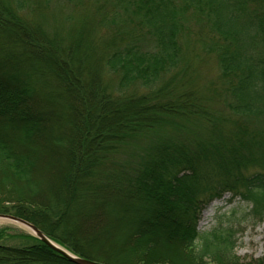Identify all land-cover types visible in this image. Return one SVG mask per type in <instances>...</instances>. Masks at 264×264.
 <instances>
[{
  "label": "trees",
  "instance_id": "trees-1",
  "mask_svg": "<svg viewBox=\"0 0 264 264\" xmlns=\"http://www.w3.org/2000/svg\"><path fill=\"white\" fill-rule=\"evenodd\" d=\"M63 3L83 6L81 0H0V31L20 32L24 48L42 55L50 51L56 62L52 86L70 99L66 111L75 122L70 192L96 190L86 182L93 171L99 188L113 185L120 194H138L137 204L148 213L132 227L147 230L133 234L130 256L117 257L84 243L67 227L66 194L58 203L44 192L33 151L6 132L12 120L30 143L53 116L33 110L46 100L28 77L19 83L0 80V213L24 218L73 253L106 264H255L241 261L236 248L243 223L264 221V0H92L94 22L106 27L99 32L107 40L99 46L106 47L100 77L92 62L76 58L74 34L81 22L64 38L58 29L65 24L45 28L37 19L41 5L58 9ZM189 32L216 54L221 87L209 82L206 91L224 102L236 119L233 129L221 128L216 116L203 118L207 113L197 92L183 86L194 73L185 49ZM197 115L204 120L202 129L193 136L172 135V125L196 124ZM111 117L112 128L105 127ZM43 130L51 149L72 147L68 131ZM134 134L144 136L142 143L117 153ZM115 160L119 168H111ZM255 164L258 169L251 171ZM84 178L86 183L72 187ZM226 193L232 194L229 202L239 196L248 207L218 212L209 229H200L204 203ZM21 236L33 242L0 243V264H77L35 236ZM164 243L176 246L180 257L157 259ZM253 261L264 264V256Z\"/></svg>",
  "mask_w": 264,
  "mask_h": 264
},
{
  "label": "rangeland",
  "instance_id": "rangeland-1",
  "mask_svg": "<svg viewBox=\"0 0 264 264\" xmlns=\"http://www.w3.org/2000/svg\"><path fill=\"white\" fill-rule=\"evenodd\" d=\"M91 2L92 0H81L83 6L79 7L69 6V4L63 3V7H58V9L54 6L47 7L46 5H41L37 19L45 28H49V26L52 28L56 26L60 27L65 24L63 29H58L64 38H68L69 35L71 36L70 28L77 26L81 22L80 28H77V32L74 34L76 37H79L77 42L78 46H75L76 58H83L87 62H92L91 68L94 69L95 76L100 77V56L103 58V50L106 47L99 46H102V43L105 44L107 40L102 39L99 36V32L104 34L103 29L106 30V27L98 28V20L96 23L94 22L98 17L93 13ZM187 35V37L185 36V49L187 56H189L187 62L191 63V72L194 66V73H190L187 76L189 79L186 85L183 86L186 89L191 88L197 92L195 93L197 100H195L198 101L199 99V102L203 105L207 113V116L202 115L203 118L213 119L216 116L218 125L221 128L233 129V123H235L236 119L232 118L228 110L224 109V102H219L217 97L215 98V95L209 94L206 91V86L210 85L209 82H215V85L221 87L218 79L220 69L216 54L213 51H207L196 35L193 36L191 34L189 36L190 32ZM50 53V51H47V54L42 55L26 49V47L24 48L22 35L18 31L13 33L0 31V80L19 83L26 81L28 77L29 82L33 84L35 89L38 90L39 95L46 102L42 100L40 102L37 101L34 109L33 104L27 102V109L53 114V116H50L51 118L46 120V123H42L44 124L43 128L45 126H52L55 133L58 128L59 131L57 132L68 131L74 139L72 147L70 146L68 151H66L67 148H64V150L51 149L48 147L50 135L43 128L39 130L37 136H35L36 138L32 142H26L25 139L27 138L26 136L24 137L23 131L20 130V132H17L12 120L11 122L7 120L9 124L5 126L6 132L11 136L18 135L19 140L16 141L33 151L34 161L39 168L38 179L40 181V187H42L44 192L56 196V200L59 201L58 203H60L62 196H64L63 194H66V198L65 196L64 198L66 199L65 202L68 209V214L65 219L67 227L75 235H78L84 243H88L97 250L114 252L116 256H130L128 247L134 237L133 234L138 232L140 230L139 228H141V234L146 233L147 230L146 226L132 227V225L141 222L148 213L146 209H141V205L137 204L136 197L138 194L133 196L120 194L117 187L115 188L113 185L99 188L96 180L92 177L94 175V173L91 174L93 171H89L88 176H86L88 179L86 182L88 186H91V189L94 187L93 189L96 188V190H87L84 187L77 193L75 192L76 190H73L75 192L74 194L70 192L71 189L69 186H66L67 177L72 174L70 168L72 165H75L76 161H74L76 157L74 156L75 151L73 150L75 145V122L72 112L70 110L68 111V109L66 111L70 99L65 97L66 94H57L56 88L52 86L54 84L53 80L55 78L57 79V77L50 71L53 68L52 62L56 64L52 57L53 61L50 59L52 55ZM80 70L83 71L85 69L80 68L78 71ZM59 90L62 91L60 87ZM56 114L62 116V118H66V122H64L65 120L62 122L57 121L54 117ZM75 118L77 117L75 116ZM203 118L198 115L194 116L193 120L196 124L182 120L179 123L176 122V125H172L174 127L171 129L172 135L185 133L186 135L193 136L196 130L202 129L200 125L204 122ZM114 121L115 119H112V117L110 120L107 118V120H104V126L111 127ZM143 138L144 136L139 134L129 136L127 138L128 142L125 145H118V148H116L117 151H114L117 153L123 152L121 150L123 146L135 148L142 143ZM260 155H264V151H261ZM113 162L115 165H112L111 168H119L118 163H116L117 161L115 160ZM257 169L258 165L255 164L250 170L254 171ZM86 178L82 181L78 180L79 182H74V185L71 184L72 187H78L79 184L82 186ZM65 190H67L66 193ZM231 196V193H226L222 198H216L206 204L204 203L200 212V229H209L214 224L215 215L218 212L230 210L233 206L240 208L248 207V203L239 196L235 197L232 202H229ZM92 207L93 209L91 211ZM89 209L90 214L88 215L86 212ZM131 230L132 233H130ZM1 231L2 238H0V243L23 245L33 242L31 239L21 236L22 233L30 234V231L10 221H0ZM236 251L241 261L245 263H260L253 260L264 256V221L258 223H243L238 232Z\"/></svg>",
  "mask_w": 264,
  "mask_h": 264
},
{
  "label": "water",
  "instance_id": "water-1",
  "mask_svg": "<svg viewBox=\"0 0 264 264\" xmlns=\"http://www.w3.org/2000/svg\"><path fill=\"white\" fill-rule=\"evenodd\" d=\"M0 220H6L10 221L16 225H20L24 228H26L28 231H30L31 234H33L35 237L39 238L41 241L49 245L52 249L55 251L61 253L64 255L67 259L70 261L77 263V264H106L99 261H94L82 256H79L64 246L60 245L58 242L50 238L44 231H42L39 227H37L32 222L21 218L19 216L13 215V214H7V213H0Z\"/></svg>",
  "mask_w": 264,
  "mask_h": 264
},
{
  "label": "bare ground",
  "instance_id": "bare-ground-1",
  "mask_svg": "<svg viewBox=\"0 0 264 264\" xmlns=\"http://www.w3.org/2000/svg\"><path fill=\"white\" fill-rule=\"evenodd\" d=\"M0 221H4V220H0ZM158 252H160V253H158ZM158 252L155 253L157 259H159L162 255H165V254L174 255L175 257H178V258L180 257V254H179L177 247L173 246V245H168L166 243L161 244V246L158 249ZM94 261H96V260H94Z\"/></svg>",
  "mask_w": 264,
  "mask_h": 264
}]
</instances>
